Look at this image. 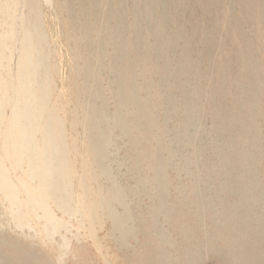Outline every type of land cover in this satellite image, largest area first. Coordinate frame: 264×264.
<instances>
[{"label":"bare ground","instance_id":"6f19581e","mask_svg":"<svg viewBox=\"0 0 264 264\" xmlns=\"http://www.w3.org/2000/svg\"><path fill=\"white\" fill-rule=\"evenodd\" d=\"M16 1L14 3H16ZM64 3V8L68 9L67 12L70 10V14H72L74 8L78 10L76 16L73 14V24L70 23L75 29V23L79 20L82 21L87 14L89 15L91 2L90 0H64ZM213 3L219 5L221 4V0H213ZM3 5L7 7V10H13L15 4L13 5V1L10 2V0H7L2 6ZM100 8L101 12L104 7ZM33 9L35 10L36 8ZM7 13L6 19L10 17V12L7 11ZM101 21H99V23ZM107 21L104 26L102 22L100 23L102 24L101 27L99 26L103 32L102 34H104L102 45H95L97 42H90L88 45V47L90 46L93 48V60L91 63L90 59L88 60L90 64H86L87 61L84 57L87 48L82 50L78 48V45L76 46V44H80L82 41L79 40V36L73 34V32L69 30L68 23L70 20L68 23H64L63 20L61 21V23H64L65 27H67L65 29L67 39L75 44V53H77V58L81 62L78 71L81 72L80 74L84 78L83 84H81L77 92L76 90L75 92L78 94L79 90L82 89V94L84 93L86 98L78 100L77 97L75 99L73 95L70 96V99L72 98L73 103L77 107L76 110L79 112V121L85 122L88 133L87 136L84 132L86 140L84 139L82 141L79 152L83 154L84 160L88 163L92 171L95 172V176L93 175L94 180L91 182L95 180H104L110 184L108 186H98V191L94 188L97 194L96 198L95 196H93L92 199L90 198V204L92 206L96 205L98 212L95 216L94 213L90 211L91 216L87 218L89 228H92L95 224L99 226L101 222L100 219H111V230H109L110 226L108 229L105 227V229L107 231L109 230L110 241L113 242L112 240L114 239L115 244L113 245H117L119 249L121 248L126 251L125 259L128 262L127 264H200L206 257L205 255L214 256L216 258V264H264V188L261 190L259 189V183L262 185L264 184V165H262V169H258L259 166H261L259 161H262V156L260 151H258L259 142H257L259 133H257L258 128H252L254 121L251 119H255L258 115L250 112L246 118L248 124L243 123L242 126L245 125L237 128L232 137L228 135L224 136V141L228 144L231 139H239L247 146L246 153L243 151L240 152L244 154L242 157L243 159L239 161V167L244 169L243 172H233L227 169L229 167H227V164L229 165L231 163L230 161L236 158L235 156L238 154L236 151L231 150L232 155H227L225 157L221 154L217 158V164L223 167L221 181L215 179V172L211 167H208V161L205 160V171H200L203 179L201 181L191 180L190 176L192 174L187 173L184 183L185 185L188 184V190L178 188L180 186L174 187L176 193L183 192L175 201L172 199V197H175L172 192V202L169 201V193L171 191L167 186L171 185V183L168 182V180H164L162 175L165 176V170L170 164V159L175 156V154H178L180 159L185 158L189 161V166L193 165L194 161L200 162V160L195 158V155L193 158L192 156L189 158L191 152L195 149V136L189 132V129H193V122L199 119L200 109H193L192 104H189L183 99H181V102L176 101V103L172 99H169L171 102H167L165 99L168 98V95L165 92V88L163 92L157 90L156 93L154 91L155 86L153 85L149 89L143 87L141 84L134 85L133 81L136 76L133 72H130L123 66H117V64L112 65L117 62V60H121L122 49L120 40H122V37L124 39V36L122 25L116 22V26L110 28L109 21ZM187 21H192L191 35H193L192 30H198L200 24L198 11L190 9L189 19ZM3 23L4 20L0 14V28ZM33 29L34 32H30L29 30L27 33L26 30L24 31L26 37H23V41L19 46L20 48L18 47L19 52L16 65L18 74L16 81L17 84L20 85L19 87H21L19 90L22 89L23 93L21 95L18 93L17 101H19V105L13 110L11 122L6 124L8 132H5L7 137H12L13 140L12 145H10L12 153H8V151L5 156L12 159L11 163L14 168L17 169L21 164H25L26 167H23L21 170L24 177H21L22 175L20 177L15 176L16 179L18 177V183L12 185L0 165V197L6 200L4 202L7 205L9 221L13 222L15 228L19 232L16 231L20 233L19 236H30V238L35 241V235L32 234V229L35 228L39 233L37 236L39 245L43 248L44 241L46 242V240L53 239L57 236L58 238H56L57 241H55V246L59 252V261L65 256L66 258H71L74 264H94L95 258L91 263L85 250L88 246L85 248L83 247L84 245L82 246L81 243H79L81 238L79 239L78 234L76 236L73 233L70 234L69 227L71 224L67 227L69 230L64 228V215H69L70 217L74 216L71 194L73 192L72 190L75 188L73 189V186L71 187V183H74V177L77 176L75 171L72 175L69 169L67 159L69 153L67 154V145L60 139L61 133L58 117L54 115L48 116L46 114L48 108L51 110L49 105V94H47L48 89H50L47 78L49 76H47L48 74L46 75L47 69H50L48 66H51V64L47 62L49 56L45 58L43 53L44 50L37 51L39 49L38 43H40L38 42L39 37L35 36L37 37V42L31 41V38L28 39V37H32L34 33L40 35L36 33L38 32L37 26H34ZM96 31L98 32V30ZM40 36L42 37V35ZM88 36L90 37V35ZM101 39L100 37L99 40ZM133 39H137V37L131 39L132 41L128 48L130 45H133L132 42L135 41ZM182 40L185 44L189 41L185 36H183ZM138 42L135 41L134 43L139 45L141 41ZM124 43L125 42H123L122 45ZM125 45L126 44L123 46L125 47ZM7 52L5 40L0 37V63L8 59ZM207 52L208 50L206 53ZM131 54H134L135 58L141 55L138 50L131 52ZM245 54L246 53L242 51L241 53L239 51L237 52V57L243 60L247 69L246 72H241L237 75V79H240V81L235 82V84H238V88H241L243 93L246 90V93L250 95L258 88L257 86H261L262 84H260V82L258 83V76L253 74L255 69L253 70L251 66H249L250 60L243 58ZM207 55L211 56L210 54ZM101 56L106 57V59L102 58L103 60L105 59L102 61L103 69H110L112 72L111 74L114 76V81L112 83L108 82L109 84L107 85L101 84L102 81H99L102 72H99L97 68L99 66L96 67L94 65L97 63V58H101ZM245 57H248L247 54ZM84 61L86 62L84 63ZM138 67L139 63L137 68ZM170 73L171 75L175 74V72ZM174 87L176 86H172V88ZM5 88L6 85L3 86L2 82L0 84V89H2V94H0V111L2 107V96L6 91L3 92ZM180 89H182V87ZM215 90L210 96L212 102H215L217 98L220 99L217 89ZM106 91L112 95L114 103L110 118H108L109 114L103 115L101 111L104 104L102 96ZM263 94L264 92L262 91L258 92L259 96ZM250 97L253 99L251 95ZM251 98L248 99L249 104L251 103ZM97 100H100V106L96 104ZM194 101L196 102L197 99L194 98ZM169 105H173L171 106L173 108L172 112L175 114L171 121L173 148L168 150L164 146H161L160 148L151 149L149 144L156 139L159 133L163 135L164 130H162V128L164 126L160 123V119L163 123L165 119L169 118V114H167L165 110V107ZM175 105L177 108H175ZM206 105L207 106H205L203 110L209 109L208 111L213 110L211 112H214L215 105H210L207 102ZM189 106L192 111H195V114L192 113L190 115V113H187V107ZM155 108L158 109L160 119L158 120V118L155 119L153 117L147 119V122L143 120L144 117L148 118L149 114H151L149 112ZM27 109L35 111H31L32 113L29 114ZM140 118H142V120ZM242 119L243 118L239 117L238 120ZM39 121H42V130L37 129V123ZM143 123H147L150 130L149 132L146 131V134L139 133L140 130H143ZM114 127L120 133L122 132V135L125 137V139L122 136L119 138L121 147L126 149L123 157L118 155L120 150L118 144L112 146L110 144L113 138L111 135L113 132L112 129L115 130ZM83 128L82 126V129ZM38 132H40V137H37ZM133 132L138 134L140 138H134ZM6 140L7 139L4 138L0 142L2 146H5L4 149L7 148ZM125 140H127L129 144H127ZM144 140L147 144V150L143 149ZM109 147H111L112 150L108 151ZM182 152H184V155ZM153 165L156 167L155 170H153L154 175L149 177L146 171H144L145 175L140 172V167H149ZM118 168L124 169L134 180L132 186L129 188H131L132 195L135 197V205H137L139 209L143 207L140 205L141 198H157L154 203H149V205L145 206V212L141 211L139 214L140 216L138 218L136 217L140 223L145 219L146 224L144 227L141 226L140 228L141 230L144 229L141 236H136L134 239H130V236H133L132 228L129 225L130 221H132L129 212L130 202L127 198L125 189L115 181L112 173L113 169L117 170ZM182 168H185L184 164ZM251 168L256 170H252ZM80 173L82 174V172ZM184 173H186V171H184ZM82 176L83 175H81V178ZM236 178L239 180H235ZM95 184L98 183L96 182ZM203 185H205V187H203ZM99 187H101V190ZM202 189L206 192L205 197L203 196L204 190ZM218 191H220V193H217ZM20 194L23 195L22 198ZM86 194L87 193H85V195ZM237 201L246 202V207L235 210L233 204ZM4 202L2 201L0 205L4 206ZM115 204L120 206L122 210L118 211L115 208ZM57 212H59L60 215L63 214V217L60 218ZM173 214L177 216L175 226L178 228V233L174 237L170 235L169 238L165 236V231L163 232L159 216L163 219L162 221L169 222ZM109 220L108 222H111ZM80 221L81 220L78 218V221L75 222L79 224L81 223ZM1 225L0 222V238L2 240L0 241V264H52V260L50 261L42 258L39 253H34L33 248L27 246V244L26 246L23 244L19 245L16 244L17 242H13L15 238L11 236L7 237L6 235L2 236L1 233L3 232ZM5 230H7V228ZM9 231L10 230H8V232ZM205 233L207 235H205ZM16 236L18 235L16 234ZM85 236L89 239H93L91 238L90 232H86ZM111 236L113 239H111ZM43 253L45 254L44 251ZM51 253L52 252H50V254ZM52 255L54 256V253ZM91 257L93 258L94 256ZM103 257L105 258V256ZM65 261L66 264L70 262L67 260ZM97 261L99 263L98 258ZM119 261L121 262V260ZM61 262H63V260ZM104 262L103 264H105Z\"/></svg>","mask_w":264,"mask_h":264},{"label":"rangeland","instance_id":"374dc122","mask_svg":"<svg viewBox=\"0 0 264 264\" xmlns=\"http://www.w3.org/2000/svg\"><path fill=\"white\" fill-rule=\"evenodd\" d=\"M5 1L7 0H0V14L4 20V23L0 28V37L5 40L6 48L8 50V59L0 63V84L3 82V86L6 85V88L3 90V92L5 90L6 91L2 96L4 100L2 99V107L0 111V139H7V148L4 149L5 146L0 144V165L12 185L18 183V177L21 175V177H24L21 170L23 167H26L25 164L19 165L16 169L11 163L12 159L5 156L8 151V153H12L10 150V145L13 143L12 137L8 136L10 138L9 139L5 132H8V127L6 124L11 122L13 110L19 105L17 96L23 93L22 89L19 90L21 87H19L20 85L17 84L16 81L18 74L16 68L18 61L17 55L19 52L18 49L20 48L19 46L23 41V37H26L24 35V31L26 30L27 33L29 30L30 32H34L33 28L34 26H37L38 32L36 33L42 35V37L34 33L32 34V37H28V39L31 38L30 40L35 42L39 40V49L37 51L44 50V56L45 58L49 56L47 58V62L51 64V66H48L50 69H47L46 71V75L48 74L47 76H49L47 78L50 89H48L47 94H49L48 97L51 110L48 108L46 110V114L48 116L54 115L58 117L61 133L60 139L64 144L67 145V154L69 153L67 158L69 169L71 174L75 171L77 176H73L74 183H71V187L73 186V189L75 188L72 190L73 192L71 194V202L73 205L72 211H74V216L70 217L69 215H64L63 217V214L60 215L59 212L57 213L60 218L63 217L64 228L68 230L70 228V234L73 233L75 236L78 234L79 239L81 238L79 243H81L82 246L84 245L83 247L86 248L88 246L86 249H84L89 256L91 263L93 262L94 258V264L96 263L97 258L99 263L97 261L96 264H103L104 261L105 264H122L124 262H126L124 264H127L128 262L125 259L126 251L121 248L119 249L117 245H115L116 247L113 245L115 242L112 236L111 239H113V242L110 241V234L108 231L112 228L111 219H100L101 222L99 221V226L96 224L93 225L92 228H89L88 226L89 223L87 218L91 216L90 214L92 212L95 216L98 212L96 205L92 206L90 204L92 197L95 196L96 198L97 192L95 193V189L98 191V186L102 187V185L108 186L110 184L104 180H95L94 182H91L94 180L95 172L92 171L88 163L84 160L83 154L79 152L82 141L84 139L86 140L84 132L86 135L88 133L85 122L83 123L79 121V112L76 110L77 107L73 103L72 98L70 99V96L73 95L75 99L77 97L78 100H83L86 98V95L84 93V95L82 94V89L79 90L78 94L76 93L81 84H83L84 78L80 74L81 72L78 71L80 69L81 62L77 58V53H75V44L67 39L65 32L67 27L64 25L65 22L68 23L70 20L68 23L69 30H71L73 34L79 36V40L82 41V43L76 44V46L78 45V48H81L82 50L87 48L84 53V57L87 61H84V63L86 62V64L89 63V59L90 63L93 60V48L90 46L88 47L90 42H97L95 45H102L104 40V34H102V30L99 28V26L101 27L102 25L100 23L102 22L104 26L106 21L109 19L108 21L110 28L116 26V22L119 25H122L123 36L125 39L124 41L122 37L123 41L120 40L122 57L121 60H117V62L113 63L112 65L117 64V66H123L130 72H133V74L136 76L135 80L133 81L134 85L141 84L143 87L148 89L153 85L155 86L154 91L156 93L157 90L163 92L165 88V92L168 95V98L165 99L167 102L169 99H172L176 103V101L181 102V99H183L189 104H192L193 109H200L199 119L193 122V129H189V132L195 136V149L193 152H191L189 158L191 156L193 158L195 155V158L200 160V162L194 161V164L189 166V161H187L185 158L180 159L178 154H175V156L170 159V164L165 170L166 174H164L165 176L162 175L164 180H168V182L171 183V185L167 186L171 191L169 193V201L172 202V199L175 201L183 192L176 193L174 187L180 186L178 188L188 190V184L185 185L184 183L186 181L185 179L187 177V173L193 175L190 176L191 180L201 181L203 179L201 172L205 171V160L208 161V167H211L215 172V179L217 181H221L223 167L217 164V158L221 154L225 157L227 155H232L231 150L236 151L238 154H236L237 156H235L236 158L234 160L230 161L231 163L229 165L227 164V167H231H228L227 169L233 172L244 171L243 168L239 167V161L243 159L242 157L244 155L240 152L243 151L246 153L247 146L243 144L242 140L239 139H231L228 144L226 141H224V136L228 135L232 137L236 132V129L241 127L243 123L248 124L246 118L250 112L258 115L255 119H251L254 121L252 128H258L257 133H259L257 142H259L258 151H260L262 161H259L261 166H259L258 169L260 170L263 168L264 94L259 96L258 92H264V0H221V4L219 5H215L213 0H90L91 8L89 10V15L87 14L82 21L79 20L77 23H75V29L71 24H73V14L76 16L78 10L77 8H74L72 14H70V10L67 12L68 9L64 8V0L63 3L62 0H28L29 2L26 0H10V2L13 1V5L15 4L13 6V10H7L6 6H2ZM15 1L16 3H14ZM98 6L104 7L102 8L101 12V8ZM33 8L36 9L34 10ZM92 9L95 10L93 11ZM190 9L198 11L200 16L199 28L198 30H192L193 35H191L192 21H187L189 19ZM7 11L10 12V17L7 18L8 20L6 19V14H8ZM62 20L64 23H61ZM99 21L101 22L99 23ZM96 30H98V32ZM88 35H90V37ZM35 36H38L39 39L37 40V37ZM183 36L189 40L186 44L182 40ZM100 37L102 38V41L99 40ZM135 37H137V39L133 40L141 42H138V45L137 43H134V41L132 42L133 45H130L128 48L130 42L132 41L131 39ZM123 42L126 44L125 47L123 46L124 44L122 45ZM136 50H138L139 54H141H138L139 57L137 58H135L134 54H131V52H135ZM207 50L208 52L206 53ZM238 51L240 53L242 51L243 53L247 54L248 57H245V54L243 58L250 60L249 66H251L253 70L255 69L253 74L258 76V83L260 82V84H262V87L257 86L258 88H256V90L250 94L253 99L248 93H246V90L243 93L241 88H238V84H235V82L240 81V79H237V75L241 72H246L247 69L243 63V60L237 57ZM207 54H210L211 56H208ZM102 58L106 59L105 56H101V58H97L98 64L95 63L94 65L96 67L99 66L97 68L99 72H102V76L99 77V81H102L101 84L103 83L104 85H107L114 81V76L111 74L112 72L110 69H103L102 61L105 59L103 60ZM138 63L139 67L137 68ZM170 72H175V74L171 75ZM172 86L176 87L172 88ZM181 87L182 89H180ZM215 89H217L220 99L217 98L215 102H212L210 96ZM0 94H2V89H0ZM103 96L102 98L104 104L101 108V111L103 112V115L109 114L108 118H110V113L114 104L112 95L106 91ZM194 98L197 99L196 102L194 101ZM249 98H251L250 104L248 103ZM206 102L210 105L213 104L216 106L214 112H211L213 111L211 109V111H208L209 109L203 110V108L207 106ZM96 104L100 106V100H97ZM176 105L175 108H177ZM171 106L173 105L165 107L167 114H169V118L165 119L163 123L161 122L160 116L158 115L157 108L149 112L151 114H149L148 118L144 117L143 119L147 122V119L149 118H158V120L160 119V123L164 126L162 128V130H164L163 135L159 133L156 136V139L149 144L151 149L160 148L161 146H164L168 150L173 148L171 121L175 114L172 112L173 108ZM190 108V106L187 107V113H190V115L192 113L195 114V111H192ZM27 111L29 114H31L35 110L27 109ZM239 117L243 119L238 120ZM140 119L142 120V118ZM147 125V123H143V130H140L139 133L146 134V131L149 132L150 130ZM82 126L84 127L83 129ZM42 127V121H39L37 123V129L42 130ZM112 131L113 132L111 135L113 138L111 137L112 142L110 144L111 146L118 144L120 147L118 155L123 157L126 149L121 147L119 138L122 136L125 139V137L122 135V132L120 133L118 130H116V128L115 130L112 129ZM37 137H40V132L37 133ZM134 138H140V136L134 133ZM127 140L125 141L127 144H129ZM144 143L143 149L145 150L147 147L145 140ZM110 150H112L111 147L108 148V151ZM182 154L184 155V152H182ZM183 164L185 168H182ZM155 168L156 167L154 165L149 167H140V172L145 175L144 171H146L147 175L150 177L154 175L153 170H155ZM124 171V169L122 170L118 168L117 170L113 169L112 173L115 181L125 189L127 198L129 199V212L132 219L129 225L131 226L133 232V236H130V239H134L136 236H141L144 229L141 230L140 228L141 226L144 227L146 224L145 219L140 223L136 217L138 218L140 216L139 214L141 211L145 212V206L149 205V203H154L157 198H141L140 205L143 207L139 209V207L135 205V197L132 195L131 188H129L132 186L134 180L126 173V171ZM184 171H186V173H184ZM80 172H82V174ZM81 175H83L82 178ZM15 176H18L17 179ZM235 180L239 179L236 178ZM96 182L98 184H95ZM259 184V189H263L264 184ZM101 187H99L100 190ZM203 187H205V185H203ZM172 192L175 197H172L171 199ZM85 193L87 194L85 195ZM217 193H220V191ZM205 195L206 192L204 190L203 196L205 197ZM20 197L22 198L23 195L20 194ZM2 201L4 202L6 200L0 197V204H2ZM246 204V202L237 201L234 202L233 205L235 210H240L242 207H246ZM115 208L118 211L122 210V208L117 204H115ZM7 213V205L4 202V206L0 205V222L2 224L1 228L3 232L1 233L2 236L6 235L7 237L11 236L12 238H15V240L13 239V242H17L16 244L19 245L23 244L26 246L27 244V246L33 248L34 253H39L42 258L48 259L50 261L52 260V264H63L66 262L65 260L74 264L71 261V258H66L65 256H63V259H61L63 262L59 261V252L55 246V241H57L56 238H58L57 236H55L53 239L46 240V242L44 241L45 243L43 242V248L41 245H39V239L37 238L39 233L35 228L32 229V234L35 235V241H33L30 236L25 237L23 234H21L23 236H19V231L15 228L13 222L9 221ZM78 218L81 220V223L79 224H77L78 222H75L78 221ZM108 220L111 222H108ZM162 220L163 219L159 216V221L162 225L163 232L165 231V236L170 238V235L172 237L177 235L178 228L175 226V221L177 220L176 214H173L170 217L169 222H164ZM3 226L6 227L7 230H5L6 228ZM105 227L107 229L109 228V230L107 231ZM8 230L10 231L8 232ZM85 231L90 232L91 238L93 239L87 238L85 236ZM15 232L18 236H16ZM205 235L207 234L205 233ZM0 241H2L1 238ZM49 249L50 252H52L51 254ZM53 253L54 256L52 255ZM46 254L49 255L47 256ZM49 256L52 258L50 259ZM91 256L94 257L92 258ZM103 256H105V258L107 257V260ZM205 256L206 257L201 261L200 264H216V258L214 256ZM101 257H103L105 260ZM119 260H121V262ZM70 262H67V264H71Z\"/></svg>","mask_w":264,"mask_h":264}]
</instances>
